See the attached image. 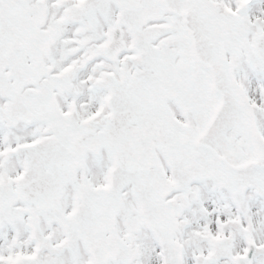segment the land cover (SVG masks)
I'll return each mask as SVG.
<instances>
[{
  "label": "snow or ice",
  "instance_id": "1",
  "mask_svg": "<svg viewBox=\"0 0 264 264\" xmlns=\"http://www.w3.org/2000/svg\"><path fill=\"white\" fill-rule=\"evenodd\" d=\"M0 264H264V0H0Z\"/></svg>",
  "mask_w": 264,
  "mask_h": 264
}]
</instances>
